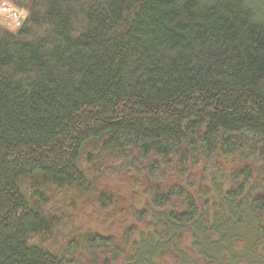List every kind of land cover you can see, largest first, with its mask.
<instances>
[{
    "label": "trees",
    "instance_id": "trees-1",
    "mask_svg": "<svg viewBox=\"0 0 264 264\" xmlns=\"http://www.w3.org/2000/svg\"><path fill=\"white\" fill-rule=\"evenodd\" d=\"M2 2L0 264H264V2Z\"/></svg>",
    "mask_w": 264,
    "mask_h": 264
},
{
    "label": "rangeland",
    "instance_id": "rangeland-1",
    "mask_svg": "<svg viewBox=\"0 0 264 264\" xmlns=\"http://www.w3.org/2000/svg\"><path fill=\"white\" fill-rule=\"evenodd\" d=\"M249 2H250V4L252 5H254V6H256L257 4H262L263 2H264V0H249ZM5 4V2H2V3H0V7H2L3 5ZM5 6H7V5H5ZM3 7L5 10L3 11L5 14H7V12H8V6L7 7ZM11 17V16H10ZM9 20H10V18L8 19V18H3V17H0V25L2 26V27H4V28H7V29H16V28H18V27H16V26H12L11 24H10V22H9ZM219 178H221V177H219ZM222 180H223V178H221ZM219 181V180H218ZM221 182V181H220ZM222 185H223V187H224V191H226L227 190V186H228V184H227V180H223V183H222ZM241 233V232H240Z\"/></svg>",
    "mask_w": 264,
    "mask_h": 264
},
{
    "label": "built area",
    "instance_id": "built-area-1",
    "mask_svg": "<svg viewBox=\"0 0 264 264\" xmlns=\"http://www.w3.org/2000/svg\"><path fill=\"white\" fill-rule=\"evenodd\" d=\"M4 7V6H3ZM0 8V10H5L4 8ZM7 7V6H5ZM8 12H7V15L9 14V16L12 17V21H13V24L16 26V27H19L24 19V15H22V12L21 11H18L16 9H13L11 7L8 6Z\"/></svg>",
    "mask_w": 264,
    "mask_h": 264
}]
</instances>
